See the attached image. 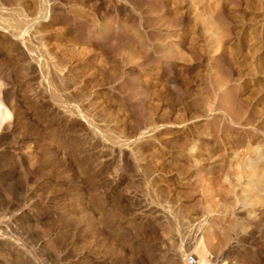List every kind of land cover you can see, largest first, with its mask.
Masks as SVG:
<instances>
[{
  "label": "rangeland",
  "instance_id": "rangeland-1",
  "mask_svg": "<svg viewBox=\"0 0 264 264\" xmlns=\"http://www.w3.org/2000/svg\"><path fill=\"white\" fill-rule=\"evenodd\" d=\"M264 264V0H0V264Z\"/></svg>",
  "mask_w": 264,
  "mask_h": 264
},
{
  "label": "built area",
  "instance_id": "built-area-1",
  "mask_svg": "<svg viewBox=\"0 0 264 264\" xmlns=\"http://www.w3.org/2000/svg\"><path fill=\"white\" fill-rule=\"evenodd\" d=\"M187 264H203L199 257L190 255L187 257Z\"/></svg>",
  "mask_w": 264,
  "mask_h": 264
},
{
  "label": "bare ground",
  "instance_id": "bare-ground-1",
  "mask_svg": "<svg viewBox=\"0 0 264 264\" xmlns=\"http://www.w3.org/2000/svg\"><path fill=\"white\" fill-rule=\"evenodd\" d=\"M202 261V260H201ZM203 263V262H202Z\"/></svg>",
  "mask_w": 264,
  "mask_h": 264
}]
</instances>
